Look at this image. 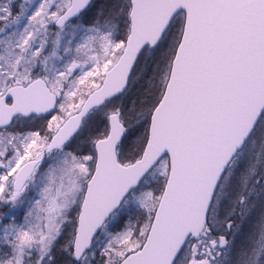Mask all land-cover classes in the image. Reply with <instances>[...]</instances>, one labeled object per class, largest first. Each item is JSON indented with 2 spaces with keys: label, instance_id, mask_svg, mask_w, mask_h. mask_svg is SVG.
<instances>
[{
  "label": "snow or ice",
  "instance_id": "6c2138e0",
  "mask_svg": "<svg viewBox=\"0 0 264 264\" xmlns=\"http://www.w3.org/2000/svg\"><path fill=\"white\" fill-rule=\"evenodd\" d=\"M0 264H264V0H0Z\"/></svg>",
  "mask_w": 264,
  "mask_h": 264
}]
</instances>
